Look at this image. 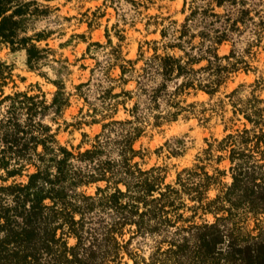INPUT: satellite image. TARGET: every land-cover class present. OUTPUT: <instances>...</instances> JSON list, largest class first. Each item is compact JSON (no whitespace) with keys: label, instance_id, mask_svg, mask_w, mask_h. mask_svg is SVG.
<instances>
[{"label":"trees","instance_id":"obj_1","mask_svg":"<svg viewBox=\"0 0 264 264\" xmlns=\"http://www.w3.org/2000/svg\"><path fill=\"white\" fill-rule=\"evenodd\" d=\"M187 10L181 23H161L162 52L156 40L150 56L134 60L112 47L75 86L90 106L75 125H101L84 149L59 144L50 123L69 106L65 64L55 60L50 99L39 89H0V264H264V98L256 94L263 77L226 93L233 113L249 125L216 140L217 161L229 163V183L221 181L225 170L209 173L198 163L165 183L159 166L145 169L135 160L141 152L134 143L146 126L175 121L194 106L183 105L189 94L214 96L233 73L250 69L244 56L261 43L264 0H190ZM41 12L33 0H0V44L24 50L31 70L48 60L49 49L36 45L46 34H27ZM245 31L239 51L233 46ZM230 40V52L220 55L218 46ZM4 68L0 62V82ZM94 92L97 103L89 100ZM120 106L124 119L115 118ZM166 145L181 154L171 141ZM21 176L26 180L17 181ZM92 185L94 193H87Z\"/></svg>","mask_w":264,"mask_h":264},{"label":"rangeland","instance_id":"obj_2","mask_svg":"<svg viewBox=\"0 0 264 264\" xmlns=\"http://www.w3.org/2000/svg\"><path fill=\"white\" fill-rule=\"evenodd\" d=\"M33 1L46 12L32 17L27 34L34 32L46 34L45 39L36 42V45L49 49L48 60L37 69L31 70L25 64L24 50L12 51L7 44H0V62L5 64L3 69L5 79L0 82V89L4 94L14 91L35 93L39 89L47 99H50L56 89L50 80L58 78L56 74L58 62L55 60L65 64L67 69L62 71L61 79L64 92L69 95V106L63 110L56 123L48 122L52 124L59 144L68 148L84 149L100 131L101 125L100 123L75 125L81 113H86L90 108L75 86L91 77V69L95 67L97 61L104 62L112 47H117L125 59L134 60L140 54L143 57L150 56L153 46L150 42L156 40L160 47L159 52H162L161 23L167 24L170 20L181 23L189 13L187 6L190 0H135V4L132 0ZM185 1L187 5L184 7ZM224 8L215 7L214 10L223 13ZM257 8L263 7L258 5ZM118 13L128 18L133 16L131 17L133 21L123 23ZM117 32L122 36L120 39ZM247 37L248 33L245 31L240 34L234 46L231 40L223 42L218 46V53L228 54L232 46L242 51ZM93 42H99L101 46L92 45L88 49ZM167 52L179 54L178 50L167 49ZM244 58L249 62L250 69L233 73L214 96L210 97L203 92L189 94L183 105L194 102V106L187 107L175 121L163 123L159 127L152 125L145 127L143 134L134 143L135 148L141 152L140 157H136L135 160L142 168L159 166L165 183L173 184L177 171L198 163L209 173L215 172V168L225 170L226 175L221 176V181L230 182L229 163L226 159L217 161L216 157L220 153L215 150V143L227 133L241 129L246 123L241 115L233 113L226 93L237 84H249L258 77L264 78V29L260 45L253 46ZM141 64L142 61H138L135 67L138 68ZM42 72L44 76H41ZM111 73L115 76L118 69L111 70ZM132 86L133 84L129 83L125 87ZM249 91L250 87H246L243 94H248ZM256 94L264 98V89L256 91ZM94 96H97L96 92L90 95L89 100L97 103ZM131 104L132 102H129L127 106ZM126 117L127 114L120 106L115 118ZM87 118L89 120L90 117ZM83 133L87 136L84 137ZM176 139L181 140L183 145L181 146ZM168 141H171L174 148H181V154H171L166 145ZM16 180L25 181L26 177H17ZM85 191L93 194L95 185L86 187ZM215 192L216 189L213 188L209 195L212 196ZM67 240L69 244L75 242L72 237Z\"/></svg>","mask_w":264,"mask_h":264}]
</instances>
